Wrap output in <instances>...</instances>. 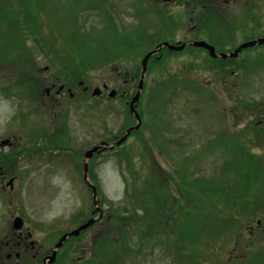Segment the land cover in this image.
Wrapping results in <instances>:
<instances>
[{
  "label": "rangeland",
  "instance_id": "obj_1",
  "mask_svg": "<svg viewBox=\"0 0 264 264\" xmlns=\"http://www.w3.org/2000/svg\"><path fill=\"white\" fill-rule=\"evenodd\" d=\"M27 1L0 0V39L12 31L17 36L9 47L15 55L2 58L0 65V141L15 142L0 147V171L6 182L17 177L13 190L0 183V241L9 236L13 217H21L31 239L37 242L22 264H42L62 234L85 222L94 208L91 194L77 174L83 161L81 153L101 145V141L116 142L131 121L123 101L115 105L91 98L68 102L69 95L59 94L57 87H71L77 78L90 87L103 83L114 86L116 81L123 84L126 80L127 85L119 91L131 97L140 76L137 67L146 53L152 54L164 39L180 45L186 34L194 29L197 32L208 22L192 20L194 13L189 10L187 14L189 8L185 12L177 9L184 2L166 6L159 0H98L103 12L97 6L95 10L84 8L92 0H76L78 9L84 8L79 10L85 17L78 20L81 28L72 23L77 21L71 5L75 0H38L39 6L33 4L40 11L38 17L14 18L16 11L24 12L21 6ZM138 1L143 2L141 8ZM257 5L248 0L247 9L259 19L261 29L264 13L258 17L255 9L261 12L259 7L264 4ZM138 8L140 14H136ZM167 8L177 9L175 15L173 12L175 38L165 28L166 20H172L173 9L167 13ZM229 8L226 5L219 18ZM154 11H161L159 19ZM12 19L16 25L11 24ZM106 19L114 25L116 36H124V43L112 39L107 48L97 50L90 41H72L70 35L77 30H90L94 38L100 36L99 28ZM35 20L44 39L32 35L38 27H34ZM131 28L141 34L138 39L129 36ZM227 36L231 42L223 53L232 51L229 48L235 43L232 35ZM117 44H124L120 52ZM259 45L257 49L264 51V42ZM50 48L62 56L67 50L70 57L72 51L82 50L86 55L69 59L70 66L69 60L53 54L60 65L68 67L57 71L45 58ZM251 49H244L243 58L213 59L199 53L198 48L165 52L158 61L150 57L154 61L149 63L140 103L144 123L126 143L113 144L110 153L94 159L102 214H97L96 222L78 237L64 242L57 251L62 261L55 264H264V255L254 252L264 250L263 208L254 207V201L264 202V186L254 184V176L257 172L264 184V172L255 167L256 172L250 167L248 171L255 158L251 121L255 108L264 103V56ZM51 76L56 85L46 93ZM232 84H236V91L230 89ZM47 106L50 113L45 115L42 107ZM22 113L26 121L21 120L23 116L15 118ZM58 129L64 130L67 140L58 135ZM177 138L181 141L176 143ZM228 140L233 141L231 148H218ZM48 142L50 150L61 143L64 152H28L29 146H47ZM158 149L165 152L163 159ZM161 162L164 169L159 168ZM190 175L204 181L208 194L179 193L177 185L186 187ZM258 220V232L245 238V233L250 234L248 227H255ZM139 246L145 250L135 252ZM7 253L3 249L0 263L14 264L6 261ZM231 253L246 256L227 260Z\"/></svg>",
  "mask_w": 264,
  "mask_h": 264
},
{
  "label": "flooded vegetation",
  "instance_id": "obj_2",
  "mask_svg": "<svg viewBox=\"0 0 264 264\" xmlns=\"http://www.w3.org/2000/svg\"><path fill=\"white\" fill-rule=\"evenodd\" d=\"M191 1L193 0H190L189 3ZM252 1L255 3V5L259 4V6H261L262 4H264V0ZM190 5L192 7L202 9L203 12L199 13L198 10L196 12V15H199L201 17L200 19H203L208 22L205 26H203V28L201 27L195 34L188 33L186 36H184L185 38H183L182 42L187 43L190 49L198 48L195 47L193 43L197 42V40H202L208 44L207 46L210 47L212 51L206 48H198L200 50L199 53L205 54L207 55V57L209 56L215 59L231 57L230 55L236 50H238V53L235 55V57L239 55V57L243 58L244 54H246L247 52H245L244 49L252 47L250 51H254L259 48V44L244 47V44L248 42L264 38V26L261 29L260 27H258L262 24L259 23V19L257 20L256 17H254V15H251L250 11L247 9L248 0H195L194 2H191ZM226 5H228L231 9L229 8L227 12L221 15L222 18H219L223 8ZM261 7H259V9H261V12L258 9H255L257 11L255 13L258 17H261V15L264 13V5ZM194 30L192 31L194 32ZM227 34L233 36L235 43L233 48H229V50L232 51L228 53H223L224 47L228 46L231 42L228 39ZM185 40L187 42H185ZM256 52L257 56H264V51L257 49ZM231 87V90L237 89L236 84H232ZM71 94L72 93L69 92V95ZM255 110L257 113L256 115H254V118H252L253 140L255 144L254 154L262 159V155H264V103L262 105H258ZM4 179V175L2 174V172H0V183L4 182ZM90 179L91 181H94L95 177L92 175ZM262 203L255 202L256 206H261L263 208L264 214V205ZM260 226L261 221L258 220L256 221L255 227H253L252 225L248 227V230L250 232V238L258 232L257 229ZM33 245L34 243L30 241V234L27 230H23L19 233L15 232L10 235V237L6 240V242H4L3 245L2 243L0 244V255L4 247L6 250H8V254L6 255V260L8 262L13 261L14 264H22L24 262L23 259L25 257L30 256L29 250H35V247ZM47 255H45V257ZM35 257L36 255L35 253H33L31 255V258L34 259Z\"/></svg>",
  "mask_w": 264,
  "mask_h": 264
},
{
  "label": "trees",
  "instance_id": "obj_3",
  "mask_svg": "<svg viewBox=\"0 0 264 264\" xmlns=\"http://www.w3.org/2000/svg\"><path fill=\"white\" fill-rule=\"evenodd\" d=\"M0 15H2V14L0 13ZM117 34H115L113 32L112 33V36L114 37V35H117ZM123 38H124V36L122 37V43H124V39ZM110 42H111V40H108L107 45H105V46H109ZM1 43H2V41H0V44ZM11 43L12 42H10V44L8 46L7 45H3V47H0V65H2L1 63H4V61H2V58H9L11 55H15V52L14 51H11L9 49V47H13V45ZM122 46H124V44H122ZM2 49H4V50H2ZM22 52L24 53V50ZM69 58L71 59V57H69ZM149 178H150V176H149ZM187 182L188 183H187V186L186 187L185 186H182V184H181L180 187L181 188H184L185 190L190 191L193 194L196 193L198 195H202L203 192H205V195L208 194V191L206 190L207 185L202 183V182H204L202 179H193V180H188ZM194 187H196L197 190H192V189H194ZM141 246H139L138 247L139 248L138 251H135V252H139L141 250L142 251L145 250L144 247H141Z\"/></svg>",
  "mask_w": 264,
  "mask_h": 264
},
{
  "label": "water",
  "instance_id": "obj_4",
  "mask_svg": "<svg viewBox=\"0 0 264 264\" xmlns=\"http://www.w3.org/2000/svg\"><path fill=\"white\" fill-rule=\"evenodd\" d=\"M170 48H174V47H170ZM174 49H179V48H174ZM145 61H146V60H144L143 63H145ZM136 99H137V96L135 97L134 100H136ZM128 133H129V132H128ZM124 138H125V137H124ZM122 141H123V139L120 140V141H118V142L116 143V145L120 144ZM96 150H97V149L95 148L94 150L87 152V153H86V157H90V156L92 155V153H93L94 151H96ZM93 191H94V198H95V190L93 189ZM95 203H96V201H95ZM93 222H94L93 220H89L87 223L83 224L82 226H80V227L77 228L76 230H74V231L68 233L67 235H64V236L59 240V242L56 244L55 248H59V247L61 246L62 242L65 240V238H66L67 236H76V235H78L82 230L86 229L88 226H90L91 224H93ZM21 225H22V221H21L19 218H16V219L14 220L13 227H14L15 229H19V228L21 227ZM54 257H55V252H53L52 255L50 256V261H51V262L54 261Z\"/></svg>",
  "mask_w": 264,
  "mask_h": 264
}]
</instances>
